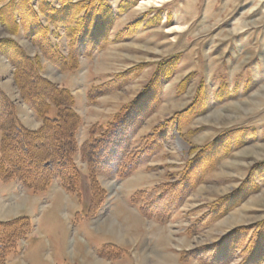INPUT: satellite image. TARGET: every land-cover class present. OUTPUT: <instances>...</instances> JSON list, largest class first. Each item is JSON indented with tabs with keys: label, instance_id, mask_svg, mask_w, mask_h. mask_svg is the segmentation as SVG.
<instances>
[{
	"label": "rangeland",
	"instance_id": "obj_1",
	"mask_svg": "<svg viewBox=\"0 0 264 264\" xmlns=\"http://www.w3.org/2000/svg\"><path fill=\"white\" fill-rule=\"evenodd\" d=\"M107 1L116 11L123 0ZM129 1L113 20L108 42L90 56L80 57L76 71L63 72L43 60L41 72L74 95V107L81 116L77 131L80 145L93 125L109 121L134 100L160 63L176 59L174 73L160 80L156 94L149 99V110L127 135V155L142 152L137 154L135 171L125 178L97 174L98 183L108 192L103 201L106 205L95 218H102L98 222L86 218L92 192L86 165L79 156V199L67 193L57 179L36 193L16 180L0 181V221L26 216L32 226L27 239L4 264H102L98 258L102 247L114 244L124 232L134 264H202L203 260L210 264L207 253L230 232L238 227H255V231L264 222V170L252 171L264 165V0ZM135 22L138 25L130 32L128 28L129 35L117 36ZM0 37H12L29 55L39 54L21 32L15 36L1 24ZM54 42L64 46L62 38ZM138 66V74L128 77L121 88L94 100L89 97L93 87ZM12 72L0 52V88L17 106L18 119L33 127L38 118L20 98ZM200 84L203 107L186 122H172L158 135L157 128L192 103ZM224 134L240 137L242 143H232L228 152L216 155L203 171L197 170L196 185L187 188L169 218L160 222L145 217L140 205L132 202L133 195L174 183L200 147ZM156 136L157 142H151ZM249 172L252 188L247 194L224 215L189 232L210 204L236 190ZM109 217L113 222L107 230L101 221ZM246 247V240L237 241L226 264L242 261L248 254ZM128 253H123L120 262L112 260L110 264H132ZM258 264H264V257Z\"/></svg>",
	"mask_w": 264,
	"mask_h": 264
},
{
	"label": "trees",
	"instance_id": "obj_2",
	"mask_svg": "<svg viewBox=\"0 0 264 264\" xmlns=\"http://www.w3.org/2000/svg\"><path fill=\"white\" fill-rule=\"evenodd\" d=\"M129 5V0H123L114 11L107 0H0V24L15 36L21 32L39 50V54L29 55L12 37H0V52L13 67L12 77L20 98L30 105L41 121L36 129L21 124L14 103L0 88L1 182L16 180L36 193L46 190L57 179L67 193L79 199L82 173L76 162L79 156L89 174L92 201L87 216L91 217L107 195L96 179L97 174L125 178L135 171L139 159L137 154L139 156L142 152L131 157L127 155V135L141 115L149 110V99L151 96L153 99L156 94L160 80L167 79L174 73L176 59L172 57L160 63L134 100L122 106L109 121L93 125L89 137L80 145L77 142V131L81 125V116L74 107V95L68 88L52 82L41 72L43 60L63 72L76 71L80 65V57L90 56L93 50L102 48L108 42L113 20ZM137 25L138 22H135L131 27L118 32L117 36L122 38L128 28L130 32ZM61 38L64 40L65 50L54 42ZM140 68L129 69L98 87H93L89 97L94 100L101 94L121 88L128 77L138 74ZM186 80L187 77L181 80L180 88H183ZM203 89L200 84L192 103L175 113L172 120H167L165 125L157 128V134L161 135L162 130L172 122L179 125L186 122L201 109L204 103ZM157 138L158 136L152 137L151 142H157ZM232 143L240 145L241 138L224 134L200 147L188 161L179 179L148 192L137 191L132 202L140 205V211L145 217L165 221L177 207L187 188L196 185L197 170L203 171L216 155L228 152ZM133 156L136 157L132 159ZM126 157L127 163L124 162ZM253 170L262 173L264 165ZM248 174L246 181L236 190L211 203L189 232L205 227L238 203L252 188V173ZM257 226L255 231H252L255 227H238L230 232L221 244L214 245L207 253L210 264H226L236 250L237 241L243 240H246L248 254L238 264H258L264 257V222ZM31 229V222L26 216L0 221V264L5 263L9 254L17 252ZM99 254L102 257L116 258L121 254V249L105 244ZM202 264H205V260Z\"/></svg>",
	"mask_w": 264,
	"mask_h": 264
},
{
	"label": "crops",
	"instance_id": "obj_3",
	"mask_svg": "<svg viewBox=\"0 0 264 264\" xmlns=\"http://www.w3.org/2000/svg\"><path fill=\"white\" fill-rule=\"evenodd\" d=\"M15 109H16V112H18L17 111V106L15 107ZM19 116V115H18ZM20 118V117H19ZM20 120H21V118H20ZM21 122H22V120H21ZM23 123V122H22ZM23 125L24 126H27L25 123H23ZM40 126V120H36L35 121V125L33 126V127H31V126H27L28 128H30V129H36V128H38ZM77 134H79V133H77ZM18 182V181H17ZM4 183V182H3ZM6 183H8V182H6ZM107 192V191H106ZM108 193V192H107ZM105 205L106 204H104V203H102V205L100 206V208L97 210V212L95 213V215L94 216H91V217H88V216H86V218L87 219H90V220H92V221H100L102 218H99V219H95L96 217H97V215H99V212H100V210L101 209H103L104 207H105ZM113 209L112 208H110L109 209V211H112ZM115 221V220H114ZM101 222H104L106 225H107V230H110V228H111V224H112V222H113V218H111V217H109V218H104ZM96 223V222H95ZM119 237H118V240H116L115 242H114V244H112V243H109V244H112V245H115L117 248H119V249H121V254L119 255V256H117L116 258H107V257H102V256H100V255H98V258H100L101 260H102V264H110V263H112V260H114V261H119L120 262V259H121V257H122V255H123V253L126 251V253H128L129 252V246H128V242H127V239H126V237L125 236H127L126 234H125V232L123 233V234H121V235H118ZM128 254H130L131 255V259H132V264H134V260H135V258H134V255L132 254V253H128ZM177 260H178V258H177ZM139 262H137L136 264H138ZM122 264V263H121ZM140 264V263H139Z\"/></svg>",
	"mask_w": 264,
	"mask_h": 264
},
{
	"label": "bare ground",
	"instance_id": "obj_4",
	"mask_svg": "<svg viewBox=\"0 0 264 264\" xmlns=\"http://www.w3.org/2000/svg\"><path fill=\"white\" fill-rule=\"evenodd\" d=\"M247 150V149H246Z\"/></svg>",
	"mask_w": 264,
	"mask_h": 264
}]
</instances>
